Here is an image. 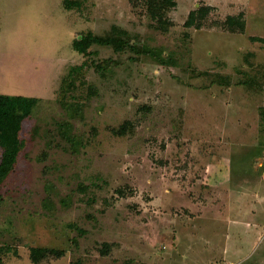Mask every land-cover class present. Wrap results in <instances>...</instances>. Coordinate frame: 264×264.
<instances>
[{
	"label": "rangeland",
	"instance_id": "1",
	"mask_svg": "<svg viewBox=\"0 0 264 264\" xmlns=\"http://www.w3.org/2000/svg\"><path fill=\"white\" fill-rule=\"evenodd\" d=\"M64 1L0 0V94L40 100L1 185L0 264H264V0H175L166 32L148 0ZM116 29L124 51L72 47Z\"/></svg>",
	"mask_w": 264,
	"mask_h": 264
},
{
	"label": "trees",
	"instance_id": "2",
	"mask_svg": "<svg viewBox=\"0 0 264 264\" xmlns=\"http://www.w3.org/2000/svg\"><path fill=\"white\" fill-rule=\"evenodd\" d=\"M64 4L69 9L71 7H82L80 1L75 0H65ZM74 5V6H72ZM177 6L175 0H148L147 9L153 21L157 22L158 28L162 31H169L172 27V21L168 20L166 14L171 9ZM209 13V8L202 6L195 11L190 12L184 26L187 28L196 27L199 29L201 22ZM226 25L230 31H245V22L243 17L239 18L229 17ZM125 32L118 31L117 29L113 31L107 37H98L88 34L86 38L82 40L75 39L72 43L74 51L87 54L90 47L94 44L100 46H113L115 51L120 52L127 49L129 46L128 41L124 36ZM253 40L263 42V38H252ZM135 46H130V49L135 53L138 52L134 48ZM75 68L73 71H76ZM86 69L84 67L79 68V70L73 74L69 75V80H66L59 94V99L65 102L66 98L72 92L73 87H75L76 79L81 75H85ZM39 99L29 98L24 96H8L0 94V149L2 150V155L0 159V201L2 200L1 195V185L3 181L13 172L20 153L23 149V141L20 138V132L22 130L23 122L30 117L34 108L38 105ZM2 248L0 247V252ZM51 250L33 248L31 250V260L34 264H40V262L52 255Z\"/></svg>",
	"mask_w": 264,
	"mask_h": 264
}]
</instances>
